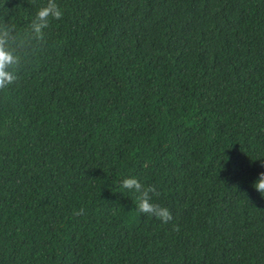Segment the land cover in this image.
Returning a JSON list of instances; mask_svg holds the SVG:
<instances>
[{
    "label": "trees",
    "instance_id": "1",
    "mask_svg": "<svg viewBox=\"0 0 264 264\" xmlns=\"http://www.w3.org/2000/svg\"><path fill=\"white\" fill-rule=\"evenodd\" d=\"M46 2L0 0V264H264V0Z\"/></svg>",
    "mask_w": 264,
    "mask_h": 264
},
{
    "label": "clouds",
    "instance_id": "2",
    "mask_svg": "<svg viewBox=\"0 0 264 264\" xmlns=\"http://www.w3.org/2000/svg\"><path fill=\"white\" fill-rule=\"evenodd\" d=\"M5 16L7 14L0 16V20H4ZM62 16L63 12L57 4V0H47L45 4L38 8L30 25L31 32L36 34L35 38L37 40L44 42V30L49 27L50 20H59ZM8 38H11V29L5 23L4 29L0 30V90L7 89L19 79L20 55L7 44ZM121 187L128 190L134 189V192L138 193L136 206L141 213L153 216L165 224L172 220V214L167 208L153 202V196L159 197L160 195L155 185L144 187V191H141L142 184L136 177L130 176L123 179ZM253 187L264 197V171L259 173ZM83 211L82 208L79 211H74V215H80ZM174 231H179L178 225H174Z\"/></svg>",
    "mask_w": 264,
    "mask_h": 264
}]
</instances>
